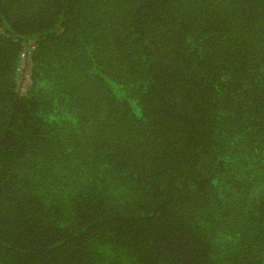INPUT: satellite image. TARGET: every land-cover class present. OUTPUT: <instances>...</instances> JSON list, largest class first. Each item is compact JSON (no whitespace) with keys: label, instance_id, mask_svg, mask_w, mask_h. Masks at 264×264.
I'll return each mask as SVG.
<instances>
[{"label":"trees","instance_id":"obj_1","mask_svg":"<svg viewBox=\"0 0 264 264\" xmlns=\"http://www.w3.org/2000/svg\"><path fill=\"white\" fill-rule=\"evenodd\" d=\"M0 264H264V0H0Z\"/></svg>","mask_w":264,"mask_h":264}]
</instances>
